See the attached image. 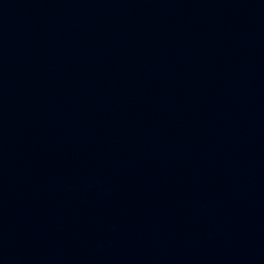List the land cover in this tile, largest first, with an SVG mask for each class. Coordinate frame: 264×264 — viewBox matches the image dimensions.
<instances>
[{
	"label": "water",
	"instance_id": "1",
	"mask_svg": "<svg viewBox=\"0 0 264 264\" xmlns=\"http://www.w3.org/2000/svg\"><path fill=\"white\" fill-rule=\"evenodd\" d=\"M0 264H264V0H0Z\"/></svg>",
	"mask_w": 264,
	"mask_h": 264
}]
</instances>
